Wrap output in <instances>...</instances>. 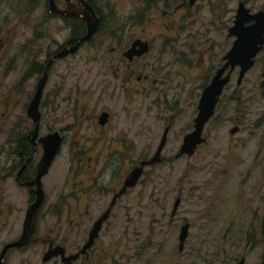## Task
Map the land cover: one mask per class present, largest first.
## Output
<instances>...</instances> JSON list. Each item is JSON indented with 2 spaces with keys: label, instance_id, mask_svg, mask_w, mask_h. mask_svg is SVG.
<instances>
[{
  "label": "rangeland",
  "instance_id": "obj_1",
  "mask_svg": "<svg viewBox=\"0 0 264 264\" xmlns=\"http://www.w3.org/2000/svg\"><path fill=\"white\" fill-rule=\"evenodd\" d=\"M107 1L109 6L102 8L106 19H121L123 0ZM237 1L199 0L189 15L182 16L180 35L159 61L160 70H149L155 51L143 60L148 64L145 73L162 78L156 85L142 88L136 80L139 73L133 75L132 83L120 81L123 71L111 64L105 51L108 38L98 39L96 45L104 41L99 50L84 49L60 61V68L51 72L48 100L51 88L59 84L60 88H86L81 93L91 102L92 112L110 111L111 130L122 132L112 141L113 153L115 148L125 153L127 144L129 166L153 157L165 127L170 130L162 159L146 168L143 183L133 192H143L140 207L130 211V194V209L125 217L118 212L124 219L121 224L115 218L110 222L111 232L102 238L95 264H237L242 257L245 264H259L264 260V86L258 87L264 79L259 75L264 54L255 58L239 85L237 68L232 72L195 154H178L183 137L195 130L205 76L216 71L231 46L226 29L233 21ZM45 4V0H0V112L6 111V105H14L10 115L17 121L22 120L23 108L37 85V76L29 80L31 63L44 61L70 33L64 25L59 34ZM247 5L263 8L264 0H247ZM159 41L158 37L155 43L161 48ZM66 93L64 90L60 100ZM46 111L51 119L59 114L54 108ZM234 128L237 130L230 133ZM100 143L67 140L60 172L71 175L70 166L75 165L71 151L77 154L80 146L84 155L80 154L88 157ZM156 196L159 201L154 200ZM177 197L181 204L174 225L168 226V214ZM186 223L190 227L187 253L180 255L178 234ZM65 238L60 236V241ZM66 240L68 254H74V237ZM109 242L112 248L104 245ZM36 249L12 255L10 264H45L41 247Z\"/></svg>",
  "mask_w": 264,
  "mask_h": 264
},
{
  "label": "flooded vegetation",
  "instance_id": "obj_2",
  "mask_svg": "<svg viewBox=\"0 0 264 264\" xmlns=\"http://www.w3.org/2000/svg\"><path fill=\"white\" fill-rule=\"evenodd\" d=\"M45 1L48 10L47 16L55 22L59 34L64 25L68 26L67 30L70 33L66 42L61 46L58 43L57 49L44 61L31 63L27 71L29 80L37 76V85L23 108L25 115L23 113L22 120H14L10 115V107L14 105H6V111L0 112V241L2 246L0 257L6 247L21 242V246L10 248L7 251L5 264H10L12 255L24 254L33 248L38 251L36 249L38 247H41L40 250L44 253L43 263L45 264H60V247L66 251L67 256H79L73 264L79 262L95 264V252L101 248L100 244L104 235L111 232L110 222L114 218V222L119 220V224L124 221L123 216L125 217L130 209L127 205L130 194H133L131 200L129 198L130 211L134 210L135 212V209L140 207L139 203L143 200V192L137 191L136 195L133 192L143 183L141 176L145 175L149 165L144 168L134 187L124 189L129 173L145 159L138 160L135 165L129 166L127 164L129 160L126 153L127 144L125 153H122L119 148H115L113 153L114 144L112 141L119 139L122 132L111 130L112 120H110L109 110L103 109L96 114L90 110L91 102L85 101L81 93V90L86 88H60L59 84L58 88H51L52 98L48 100L46 98L48 88L45 87L39 102V116L37 117L36 113L35 117L29 115V107L37 94L39 89L37 87L50 60L67 46L73 48L79 45L76 53L68 55L63 60L54 61L48 71V82L51 72L60 68V61H64L84 49L99 50L98 48H102L104 45V41L96 45L98 39L101 40V38L109 40L105 51L110 56L111 64L123 71L120 81L132 83L133 75L139 73L136 80L142 88L149 84H158L157 81H162V78H155L152 72L145 73L144 69L148 64L143 60L152 51H155L152 56L153 60L148 62L149 70H160L162 66L159 67V63H161L159 61L166 57L167 50L171 48L170 44L175 43L180 35L178 28H181L182 16L185 13L189 15L199 0H195L193 3H190V0H123V14L117 21L106 19L107 15L104 16L102 8L109 6L107 0H101L102 3L100 0H55L58 13L54 14L50 12L49 0ZM235 5L236 9L230 26L235 20L236 10L240 5L246 9L248 16L259 11L264 12V6L258 9L249 8L247 0H238ZM90 8L100 17L98 27L90 41L81 42L88 32L87 23L83 17L85 13H89ZM254 21L251 19L244 25L250 26ZM166 30L171 34L170 36ZM228 34L227 30L226 36ZM158 37L160 38L158 44L161 48L155 43ZM228 37L232 38V46L235 36ZM225 54L216 71L224 65ZM259 54H264V42L255 58ZM255 58H253L254 62ZM236 68L238 71L240 70L238 66H235L230 75ZM216 71L210 75L206 74L205 83L202 85L203 89L212 81ZM263 71L264 69L261 70L260 76ZM18 89L16 88L17 92ZM64 90L67 93L60 100V95ZM48 108L58 110V116L51 119L46 111ZM103 113L108 115L104 120L102 119ZM53 135H56L59 146L57 155L52 161L50 169L43 174L40 169L45 156L44 142ZM77 138L83 141L98 140L101 143L90 151L88 157L80 154L84 155V152H79L82 151L80 146L77 154L71 151V158L75 165L70 166L69 173L71 175L65 176L60 172V159L65 152L67 140ZM140 192L142 193L140 194ZM154 200L159 201V197H154ZM36 204L38 207L32 210ZM31 210L34 211L31 213L34 223L28 230L27 217ZM120 211H122V217L118 215ZM171 211L168 214L170 215L169 220L166 222L168 226L174 225L177 216L175 214L173 217ZM69 217L72 218L67 225ZM97 229L99 231L94 244L85 250L92 234ZM29 231L32 232L31 237L26 239L25 235L30 233ZM70 235L74 237V254H68L70 250L66 238ZM120 235L122 236V234ZM60 236L66 237L65 240L60 241ZM179 243L177 250L181 255L185 252L186 243L183 244L182 250H179ZM104 245L109 248L113 246L111 242ZM51 253L55 254L54 257L48 262H44L45 256ZM261 263H264V260L259 264Z\"/></svg>",
  "mask_w": 264,
  "mask_h": 264
},
{
  "label": "water",
  "instance_id": "obj_3",
  "mask_svg": "<svg viewBox=\"0 0 264 264\" xmlns=\"http://www.w3.org/2000/svg\"><path fill=\"white\" fill-rule=\"evenodd\" d=\"M195 0H190V3H193ZM49 7H50V12L52 14L58 13L57 10V5L55 0H49ZM61 13V12H60ZM235 20L227 30L229 31L228 36H235V39L233 41L232 46L228 49L227 54H225V63L224 65L216 71V74L212 77V81L205 86V88L202 90V96L199 99V106H198V113L196 115L195 121H194V126L191 133L186 134L183 137V145L180 146V150L178 154H188V155H193L195 154V149L197 148L198 145H201L204 142V138L202 137V133H204V127L206 123L213 118L215 108H217V102L219 96L223 94V90L226 85L230 83V72L235 68V66L239 67V71L237 74V84L239 85L242 81V77L246 71L253 67V58L256 57L258 50L260 49V46H262L264 39H263V34H264V12H256L254 14H251V16L247 15L246 9L240 5L238 10H236L235 14ZM100 17H98L95 13L94 10L90 8L89 13H87V16L83 17V20L86 21L87 23V28L88 32L87 35L81 40V42H86L90 41L94 34L95 31L98 27V21ZM251 19H254L255 21L250 25H244L245 22L250 21ZM79 45L69 48L67 46L64 50H62L59 54H57L52 60H50L48 67L46 68L45 74L43 78L41 79L39 85L37 88V94L31 103L29 107V115L35 117V113L37 114V117L39 116L38 114V107H39V102L42 97L43 89L46 87L47 82H48V71L51 68L52 64L54 63L55 60H63L65 59L68 55L76 53L78 50ZM229 70V72H227ZM261 76L264 77V71L261 73ZM264 85V80L259 82L258 87L261 88ZM108 115L106 113H103L102 119L104 120L107 118ZM164 134L162 135V138L160 140V145L153 154L154 156L151 157L150 159L143 160L139 163V166L135 167L132 172L129 173V175L126 178V183L124 184V189L126 187H134L138 181L139 178L144 171V168H146L147 165H152L155 163H159L160 158H161V151L163 147L166 145V139L167 135L169 134L170 130L168 127H165L164 129ZM237 129L234 128L231 130L230 133H234ZM61 143V142H60ZM45 144V156L41 164V173L45 174L51 167L52 161L55 159L58 151V142L56 135L50 136L47 140L44 142ZM180 201L181 198L177 197L175 200V205L171 211V215L174 217L178 207H180ZM38 207V204L34 206L35 210ZM32 210L29 212L28 217H27V228L28 230L31 229L33 226L34 220H33V214L34 211ZM101 225V223H100ZM181 231H179L178 239L180 241L179 243V250H182L183 244L186 243L187 241V236H188V231H190L189 224L186 223L185 225L181 226ZM98 231L97 229L91 236V239L89 241V244L85 248L88 249L94 244L95 238L98 236ZM30 233L25 235V238L28 239L31 237L32 232L29 231ZM23 241V240H22ZM22 243L10 245L5 248L3 251L1 257H0V264H5V257L6 253L10 248L13 247H19L21 246ZM55 254H48L44 258V262H48L54 257ZM58 255V254H57ZM60 257L61 261L63 264H73L75 260L78 259V255H72V256H67L66 251L60 247ZM244 258H241L240 262L237 264H244ZM264 264V263H261Z\"/></svg>",
  "mask_w": 264,
  "mask_h": 264
},
{
  "label": "bare ground",
  "instance_id": "obj_4",
  "mask_svg": "<svg viewBox=\"0 0 264 264\" xmlns=\"http://www.w3.org/2000/svg\"><path fill=\"white\" fill-rule=\"evenodd\" d=\"M84 15L87 16V13H85Z\"/></svg>",
  "mask_w": 264,
  "mask_h": 264
}]
</instances>
